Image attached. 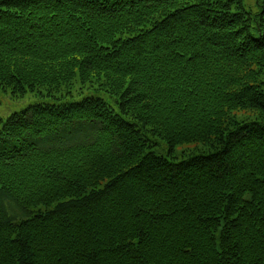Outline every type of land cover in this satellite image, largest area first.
<instances>
[{"label": "trees", "instance_id": "trees-1", "mask_svg": "<svg viewBox=\"0 0 264 264\" xmlns=\"http://www.w3.org/2000/svg\"><path fill=\"white\" fill-rule=\"evenodd\" d=\"M0 88V264H264V0H0Z\"/></svg>", "mask_w": 264, "mask_h": 264}, {"label": "rangeland", "instance_id": "rangeland-1", "mask_svg": "<svg viewBox=\"0 0 264 264\" xmlns=\"http://www.w3.org/2000/svg\"><path fill=\"white\" fill-rule=\"evenodd\" d=\"M103 96L107 97L106 94ZM36 102L37 98L32 94H28L23 98H14L9 92H5L0 88V120H6L13 113L20 112ZM197 148H200V146L191 144L178 146L176 149L179 152L183 150L191 152ZM152 150L158 155H168L169 146L165 141H158Z\"/></svg>", "mask_w": 264, "mask_h": 264}]
</instances>
